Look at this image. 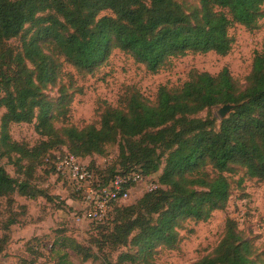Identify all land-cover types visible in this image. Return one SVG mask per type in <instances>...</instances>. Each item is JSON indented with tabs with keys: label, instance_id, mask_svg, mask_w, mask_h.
<instances>
[{
	"label": "trees",
	"instance_id": "trees-1",
	"mask_svg": "<svg viewBox=\"0 0 264 264\" xmlns=\"http://www.w3.org/2000/svg\"><path fill=\"white\" fill-rule=\"evenodd\" d=\"M263 5L264 0H0V160L6 157L23 175L13 176L0 161V217L2 200L13 204L15 193L48 196L33 180L41 166L56 173L54 153L61 143L88 159L118 142L119 161L105 169L90 162L105 182L137 171L156 177L160 187L131 205L114 204L115 217L102 228L100 241L135 248V253H121L115 264H154L150 260L158 247L178 246L182 221L207 220L228 206L233 189L228 174L243 168L249 178L264 181V49L256 54L244 89L227 67L216 75L192 70L182 87H160L154 105L132 93L126 109L103 112L99 127L56 129L54 121L65 110L55 114L44 91L62 71L46 51L50 44L87 72L104 63L113 48L157 72L189 51L229 54L234 43L229 28L235 23L257 28ZM105 10L112 14L102 15ZM17 38L21 47L10 44ZM61 93L62 101L66 94ZM228 103L235 108L221 118L218 109ZM35 119L36 131L49 139L33 147L12 139L11 124ZM15 223L14 217L0 219V232ZM8 237L0 235V254ZM63 245L85 260L97 256L73 239ZM61 263L68 260L63 256ZM192 264H264V255L229 218L215 250Z\"/></svg>",
	"mask_w": 264,
	"mask_h": 264
},
{
	"label": "rangeland",
	"instance_id": "rangeland-1",
	"mask_svg": "<svg viewBox=\"0 0 264 264\" xmlns=\"http://www.w3.org/2000/svg\"><path fill=\"white\" fill-rule=\"evenodd\" d=\"M180 1L194 4L198 0ZM101 14L112 13L105 10ZM229 34L234 38L229 54L189 51L185 55L170 58L157 72L149 71L144 63L119 48H113L104 63L92 72H87L77 68L50 44L46 51L58 59L62 71L56 83L48 85L44 91L54 105L55 114L65 110L54 121L56 129L61 130L66 126L81 129L89 124L99 127L103 112L108 108L126 109L127 101L134 92L141 93L146 102L154 105L157 103L160 87H182L192 70L216 75L227 67L237 86L246 88L250 82L254 58L264 49V18L253 30L235 23L229 28ZM10 44L18 47L21 42L17 38L11 40ZM61 89L66 94V99L62 101ZM3 112L4 108H1L0 116ZM35 125L36 119L32 123L11 124L12 139L30 147L49 139L41 136ZM61 144L63 146L59 150L67 149V144ZM58 145L60 144L52 147ZM118 155L119 145L116 142L108 145L106 154L87 157V161L97 164L113 163L119 161ZM0 161L13 176L23 177L6 157ZM228 175L233 183L228 206L214 211L207 220L182 221L178 228V246L173 249L158 247L151 263L192 264L211 254L223 238L229 218L235 220L241 233L251 239L264 255V181L249 178L243 168H239L236 174ZM241 178L243 181L239 183ZM33 184L43 189L48 196L31 198L15 193L13 204L9 205L7 199L2 200L1 221L4 223L7 218L14 217L16 223L9 231L0 232L1 236H9L6 250L0 254V264H62L63 256L68 260L67 264H115L121 253L136 252L130 245L114 247L112 244H103L100 241L103 239L102 228L110 226L115 213L110 212L100 224L79 220L85 206L83 198L57 173L48 171L45 166L38 167ZM143 194L140 190L135 191L132 199L119 204V207L136 203ZM68 239L90 248L97 256L85 260L63 245Z\"/></svg>",
	"mask_w": 264,
	"mask_h": 264
},
{
	"label": "built area",
	"instance_id": "built-area-1",
	"mask_svg": "<svg viewBox=\"0 0 264 264\" xmlns=\"http://www.w3.org/2000/svg\"><path fill=\"white\" fill-rule=\"evenodd\" d=\"M90 164L87 159L78 157L67 149L54 153L56 173L68 181L83 198L85 206L79 220L104 221L114 204L127 203L135 191L145 193L160 187L156 177L137 171L115 174L105 182L103 176ZM108 164H97V167L105 169Z\"/></svg>",
	"mask_w": 264,
	"mask_h": 264
},
{
	"label": "water",
	"instance_id": "water-1",
	"mask_svg": "<svg viewBox=\"0 0 264 264\" xmlns=\"http://www.w3.org/2000/svg\"><path fill=\"white\" fill-rule=\"evenodd\" d=\"M234 108H235L234 104L228 103L220 107V109L218 110V113L221 118H226Z\"/></svg>",
	"mask_w": 264,
	"mask_h": 264
}]
</instances>
